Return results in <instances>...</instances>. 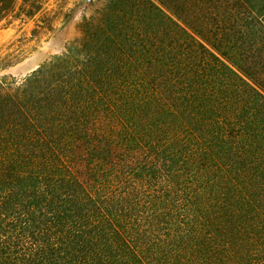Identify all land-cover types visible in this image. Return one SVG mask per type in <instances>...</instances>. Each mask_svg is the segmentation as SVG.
Returning <instances> with one entry per match:
<instances>
[{
	"label": "trees",
	"instance_id": "1",
	"mask_svg": "<svg viewBox=\"0 0 264 264\" xmlns=\"http://www.w3.org/2000/svg\"><path fill=\"white\" fill-rule=\"evenodd\" d=\"M0 264H264V0H106L0 80Z\"/></svg>",
	"mask_w": 264,
	"mask_h": 264
},
{
	"label": "rangeland",
	"instance_id": "2",
	"mask_svg": "<svg viewBox=\"0 0 264 264\" xmlns=\"http://www.w3.org/2000/svg\"><path fill=\"white\" fill-rule=\"evenodd\" d=\"M106 0H47L35 17L12 14L0 25V80H22L81 37V25Z\"/></svg>",
	"mask_w": 264,
	"mask_h": 264
}]
</instances>
